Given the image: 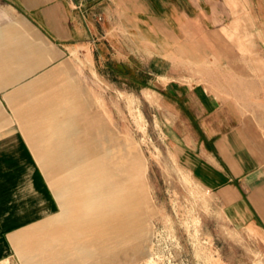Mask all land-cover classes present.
<instances>
[{
	"label": "rangeland",
	"instance_id": "rangeland-1",
	"mask_svg": "<svg viewBox=\"0 0 264 264\" xmlns=\"http://www.w3.org/2000/svg\"><path fill=\"white\" fill-rule=\"evenodd\" d=\"M227 3L230 15L221 25L208 31L198 23L195 33H182L165 53V64L154 66L164 78L148 74L152 71L145 65L132 72L119 66L110 70L97 64L89 50H72L60 64L55 53L49 60L51 50L42 47L39 54L52 63L24 64L28 69L19 73L20 80L6 81L17 89L37 82L29 96H21L23 111L15 119L41 157L38 163L61 204L48 223L16 235L0 264H264V185L251 194L240 188L248 207L219 193L203 172L193 170L202 163L200 150L182 141L190 131L199 137L202 130L220 131L221 125L223 131L244 121L264 147V0ZM13 22L22 39L39 41L38 33L19 18L5 16L0 5V27ZM153 53L150 49V62L158 60ZM60 67L67 71L59 80L63 93L68 83L72 89L67 100L59 99L58 110L53 99L47 114L48 122L62 126L63 138L53 149L48 141L57 128L46 121L43 128L35 126L43 100L38 93ZM179 84L207 90L219 111L199 113L190 130L178 109L159 96L163 88ZM76 98L94 109L82 127L101 116L110 131L85 127L84 139L66 137L69 119L82 116L73 104ZM12 115L5 113V119ZM199 124L217 128L199 130ZM45 139L48 145L41 144ZM82 153L91 160L80 169L83 161L74 159ZM60 170L72 176L57 175ZM247 196L258 206L254 211Z\"/></svg>",
	"mask_w": 264,
	"mask_h": 264
},
{
	"label": "crops",
	"instance_id": "crops-1",
	"mask_svg": "<svg viewBox=\"0 0 264 264\" xmlns=\"http://www.w3.org/2000/svg\"><path fill=\"white\" fill-rule=\"evenodd\" d=\"M227 1L0 0L5 16L19 18L31 31L39 34V41H28L18 35L15 22L0 27V258L11 252V240L16 235L48 223L60 212V201L52 183L38 163L41 157H37L30 140L21 131L20 122L15 119V115L23 111L21 96H29L28 92L37 82L17 89L15 83L6 81L20 80V75L23 76L28 69L24 64L52 63L39 54L42 47L51 50L47 56L49 60L55 53L62 61L60 64H65L72 57V50H89L97 64L109 65L110 70L119 66L132 72L138 65H145L152 71L148 74L154 75L155 72L156 78H164L165 73L159 71V66L155 70L154 66L165 64V53L180 42L182 33H195L198 23H203L208 31L221 25L230 15ZM150 49L157 52L153 55L158 60L149 61ZM6 73L9 74L7 78ZM66 73L65 67H60L47 76L53 82L43 86L38 93L43 100L37 105L40 114L35 127H45L43 121H46L50 128H59L56 123L48 122L47 114L53 111V99L57 110L59 99L64 96L67 100L68 90L72 88L66 84L63 93L59 82ZM47 89L56 91L46 93ZM159 96L178 109L190 130L198 121L199 113L219 111L217 101L205 89L179 84L178 87L163 88ZM73 104L77 114L82 116L69 119V122L73 120L80 124L79 120L87 121L94 110L91 102L89 109L77 98ZM5 113L13 114L12 119L6 120ZM32 117L29 115L27 121ZM85 127L97 128L100 133L107 128L110 131L101 116ZM196 127L199 130L217 128L216 125L207 127L205 124ZM248 127L246 122L238 121L232 126H224L223 131L220 125V131L207 133L202 130L199 137L190 131L189 135L182 137L184 146L192 151L199 149L204 156L199 158L200 166L195 165L193 170L203 172L219 193L227 192L233 200L246 205L240 188L251 194L257 185H264V147L251 137ZM246 199L249 209L254 211L258 208L248 196ZM259 215L263 217L264 214L259 212Z\"/></svg>",
	"mask_w": 264,
	"mask_h": 264
},
{
	"label": "bare ground",
	"instance_id": "bare-ground-1",
	"mask_svg": "<svg viewBox=\"0 0 264 264\" xmlns=\"http://www.w3.org/2000/svg\"><path fill=\"white\" fill-rule=\"evenodd\" d=\"M79 122H80V124L76 123V121L72 120L67 125V136L66 137L69 136L68 138L72 139V141H77L79 139H82V138L84 139L85 138V135H84L85 131H84V128L82 127V125H81V123H83V121L79 120ZM62 138H63L62 131H61V128L59 127V128H57L55 134H51V137L49 138L50 140L48 141L49 146H51L53 149H57V145H58V143H61L60 140ZM41 144L42 145L43 144L44 145L47 144V139H45L44 142L41 143ZM93 153H94L93 151L89 152V154H93ZM85 154L86 153H82V154L78 155L75 159L73 158L79 164H80L81 161H83L82 164H80V169H82V167L85 166V165H83L85 159H87V160L90 159L91 160V158L89 156L86 157ZM87 163H89V161ZM74 168H75V166H74ZM70 171H72V170H70ZM74 173L76 174L77 171L74 170ZM58 174H59V176L63 175V177H66L67 174L69 176H72V173L69 172V170H67V171L64 170L63 174L61 173V170H60V172H58L57 175ZM51 177H52V175H51ZM60 204H61V202H60Z\"/></svg>",
	"mask_w": 264,
	"mask_h": 264
}]
</instances>
